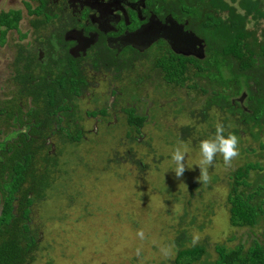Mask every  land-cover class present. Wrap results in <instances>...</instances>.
Returning a JSON list of instances; mask_svg holds the SVG:
<instances>
[{"label":"rangeland","instance_id":"1","mask_svg":"<svg viewBox=\"0 0 264 264\" xmlns=\"http://www.w3.org/2000/svg\"><path fill=\"white\" fill-rule=\"evenodd\" d=\"M253 24L248 22L247 28L254 29L255 36L261 35L264 18L256 27ZM25 27L22 20L20 29ZM9 34L10 39H17L15 31ZM262 42L257 37L254 45ZM8 48L0 45V82L7 73ZM157 88L137 90L139 96L152 99L153 106L132 142L125 137V114L119 115L118 124L100 122L97 131H87L93 126V119L86 118L84 111L98 105L85 97L77 102L79 124L86 130L76 143L58 144L52 138L60 150L50 188L42 200L31 205L30 224L38 237L28 264H173L174 241L181 231H185L183 243L187 246L198 237L210 261L215 257V243L221 242L228 248L241 243L246 247L255 239L264 246L263 226L232 227L225 202L231 171L247 160H261L259 137H249L246 130L243 133L245 125L238 123L239 156L228 167L217 155L208 168L211 181L199 183V143L214 136L219 121L210 120L213 125L208 126L197 112L192 117L174 113L172 97H165ZM101 91L105 92L104 87L89 93L96 97ZM135 91L134 88L131 92L133 97L137 96ZM1 93L2 88L3 99ZM181 98L187 105L189 95ZM185 124L197 130L182 138L178 128ZM177 146H187L186 171L180 179L175 177V163L171 160ZM129 149L131 153L125 154L124 150ZM260 173L250 171L249 175L258 181ZM260 198L264 200V192ZM139 232H143V238Z\"/></svg>","mask_w":264,"mask_h":264},{"label":"trees","instance_id":"2","mask_svg":"<svg viewBox=\"0 0 264 264\" xmlns=\"http://www.w3.org/2000/svg\"><path fill=\"white\" fill-rule=\"evenodd\" d=\"M198 2L206 8L200 26L207 44V56L202 60L191 61L190 58L176 55L162 46L152 60V81L160 94L172 97L170 101L176 106L175 113L183 112L192 117L197 112L209 125H213L210 120L219 121L227 136L229 133L238 134L237 129L229 127L236 112L240 114L239 122L247 125V133L257 139L262 127L259 118L264 112V42L256 46L254 43L258 36L264 40V32L255 36L254 29H248L247 24L252 21L256 27L258 21L264 18V0ZM189 13L192 15L191 11ZM18 17V12H13L11 20L5 18L0 23L6 27H15ZM248 38L252 40L249 41ZM0 41L2 42V39ZM192 62L194 71L185 75L184 71ZM200 67L202 70H198ZM67 74V70H58L53 78L45 79L43 73L28 90L24 86L27 74L19 62L13 61L12 75L8 78L14 82L13 93L16 97H31V102L36 107L31 117L35 119L36 125L42 127V131L27 123L32 136L19 133L12 140L8 135L0 136V264H28L37 248L38 232L30 224L31 205L42 200L46 190L50 188L53 168L57 164L56 155L60 150L54 146V152L47 151L45 133L53 128L54 123L59 122L60 124L52 130L56 133L58 144L76 143L82 139V127L75 122L80 119L78 108L76 106V114L68 109L69 102L79 99L83 91L76 86L77 81L69 79ZM199 76L206 79L201 89L197 85ZM32 78L34 76L31 74L27 80ZM185 79L193 81L190 84L186 82L187 86H184ZM57 85L61 86V89H57ZM199 91L200 94H205V98H199ZM240 91L249 94L248 101L244 103V110L238 106L234 107L231 103V99ZM182 95H189L187 105L182 102ZM7 103L6 101L4 106L0 107V112H5L0 122L5 125L8 123L6 120L13 117L12 104ZM58 113L65 117L59 118ZM144 121V114L137 113L130 107L125 109V137L128 142L136 141V135ZM192 127L185 124L178 128L182 138L192 136V132L197 130ZM62 128H67V132L63 134ZM259 147L262 149L258 154L263 158L262 163L260 160H247L229 174L225 202L229 224L232 227L252 228L262 225L261 232L264 235V200L260 198L264 192V143H259ZM250 150L253 151L252 148ZM128 151L131 153V149ZM124 152L127 154V150ZM132 155L131 161H134V153ZM135 162L139 163L140 160ZM250 171L262 172L258 181L251 179ZM215 178L216 176L213 179ZM184 237L185 231H181L174 241L176 247L173 264H264V246L255 239L246 247L241 243L230 248L221 242L215 243V257L210 261L206 259L207 253L202 242L187 246L183 243Z\"/></svg>","mask_w":264,"mask_h":264},{"label":"flooded vegetation","instance_id":"3","mask_svg":"<svg viewBox=\"0 0 264 264\" xmlns=\"http://www.w3.org/2000/svg\"><path fill=\"white\" fill-rule=\"evenodd\" d=\"M0 1V16H2L0 21L5 18L11 20L13 12L19 14L15 27H6L5 24L0 23L2 36L0 45L9 47L5 61L7 73L0 82L3 92L1 94L5 96L0 99V107H3L7 101V104H12L13 112V117L6 120L7 125L0 122V136L8 135L11 140L19 133L32 136L27 123L32 127L34 125L36 130L42 131V127L36 125L35 119L31 117V113L36 110L31 97H16L13 93L14 82L9 81L8 78L12 75L14 60L21 64L27 74L24 86L28 90L29 86L39 79V75L44 73L43 78L50 79L58 70L61 72L67 70L69 79L77 81L76 86L83 91L79 99H72L69 102L68 110L76 114L77 102L83 97L95 101L98 106L84 111L86 118L93 119V126L87 131L95 132L100 122L105 125L118 124L119 115L125 114V109L129 107L147 118L153 102L145 96H139L137 90L139 88L145 90L148 86L151 89L152 86L156 88V84L152 81V60L162 46L176 55L190 58L191 61L202 60L208 53L200 26L206 8L198 0ZM18 2L20 6L17 5ZM22 20H25L26 27L20 29ZM10 31L17 33L16 40L10 39L11 36L8 35ZM8 37L10 42H7ZM194 68L193 62L190 63L184 71L185 75L193 72ZM31 74L34 78L28 81ZM193 79L183 80L184 86H187L186 82L190 84ZM197 80V85L201 89L206 79L199 76ZM128 85L136 89L137 96L133 97L134 93L131 92L134 88ZM55 87L58 89L59 86ZM98 87L99 89L104 87L105 92H98L95 94L96 97H91L89 91ZM200 92L199 98H205V94ZM103 93L105 95L102 97ZM248 95L247 92L240 91L231 99V103L234 107L238 106L244 110ZM4 113L0 112V119ZM57 115L62 119L65 117L60 113ZM233 115L234 119L229 127L237 129L239 136L240 127L236 125L244 124L239 122L240 114L235 112ZM27 119H30L31 123ZM259 119L262 127L258 133V140L260 139L259 143H264V112ZM75 122L79 123V120ZM59 124V122L54 123L53 128L45 133V144L49 152H54L56 145L52 138H55L56 133L52 130ZM206 125L211 126L207 121ZM245 127L242 128L243 133L247 131ZM81 130L83 138L86 129L81 128ZM61 132L66 133L67 128H62ZM202 132L204 134L203 130ZM260 161L262 163V159Z\"/></svg>","mask_w":264,"mask_h":264},{"label":"clouds","instance_id":"4","mask_svg":"<svg viewBox=\"0 0 264 264\" xmlns=\"http://www.w3.org/2000/svg\"><path fill=\"white\" fill-rule=\"evenodd\" d=\"M225 128L222 124L217 123L215 134L210 139H203L199 143L200 160L198 164L200 175L197 177L199 183L207 184L211 181V177L208 172L209 166L213 165V162L217 155L223 158V162L226 166L231 167L232 162L239 156L238 144L239 139L235 134L229 133L225 136ZM187 154V146L181 148L177 146L171 154V160L175 163L174 173L177 179L183 177L186 171L185 157ZM138 235L143 238V232H139ZM198 242V237H194L192 244L195 245Z\"/></svg>","mask_w":264,"mask_h":264}]
</instances>
